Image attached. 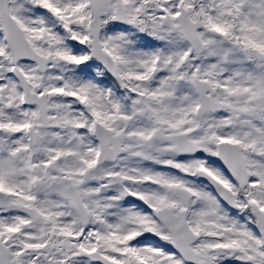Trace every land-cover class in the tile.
I'll use <instances>...</instances> for the list:
<instances>
[{
    "label": "snow or ice",
    "instance_id": "snow-or-ice-1",
    "mask_svg": "<svg viewBox=\"0 0 264 264\" xmlns=\"http://www.w3.org/2000/svg\"><path fill=\"white\" fill-rule=\"evenodd\" d=\"M0 264H264V0H0Z\"/></svg>",
    "mask_w": 264,
    "mask_h": 264
}]
</instances>
